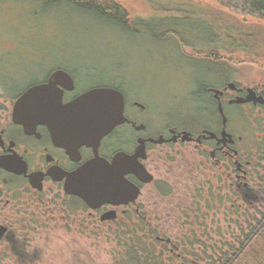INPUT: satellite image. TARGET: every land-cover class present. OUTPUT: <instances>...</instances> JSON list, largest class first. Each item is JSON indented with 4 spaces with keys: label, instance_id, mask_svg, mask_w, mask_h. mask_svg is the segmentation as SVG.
Returning <instances> with one entry per match:
<instances>
[{
    "label": "rangeland",
    "instance_id": "rangeland-1",
    "mask_svg": "<svg viewBox=\"0 0 264 264\" xmlns=\"http://www.w3.org/2000/svg\"><path fill=\"white\" fill-rule=\"evenodd\" d=\"M98 1L119 5L130 19H140L149 24V28L145 26L147 29H136V33H124L98 17L75 15H59L52 21L47 18L37 27L31 18L23 20L19 14L0 13V19L11 22L18 29V35L0 34V44L8 45H0V52L12 47V53L4 57L5 63L0 68L8 74L23 76L21 82L25 85L43 80L47 70L59 67L71 72L91 67L98 70L99 75L105 70L117 72L118 68H127L129 71L124 72L135 74L134 86L140 88L141 84L136 82H142V87L144 83L161 117L172 124L178 108L183 106L188 113L194 110L195 103L190 97L197 88L194 90L196 85L189 75L188 66L193 65L188 61H176L174 57L178 55L176 48L181 46L173 42L170 33L184 36L201 27L219 37L211 48L225 44V39L222 40L225 36L232 40L229 55L219 53L226 60L217 61L218 65L237 66L247 83L264 84V20L233 14L211 0ZM182 20L185 23H177ZM170 21L175 23L170 24ZM184 38L181 45L187 56L193 54L200 59L206 56L205 51L198 48L201 44L194 34L193 41ZM43 59L44 66H34ZM199 63L211 66L207 62ZM100 80L105 82V78H92L79 89ZM218 84L220 81L214 80L211 85ZM8 98L0 96V108L8 106ZM204 101L209 103V97L205 96ZM236 110L226 108L227 117L235 115ZM195 162L193 157L191 167H186L183 160L171 157L164 170L155 174L156 179L169 185L171 195L161 197L145 192L140 199L149 200V217L159 219L155 221L156 236L168 238L175 247L170 248L174 253L163 256L165 264H193L194 260H197L195 264H206L212 250L221 254L231 251L229 247L232 246L242 251L236 253L230 264H264V211H257L262 209L260 204L255 203L253 196L243 204L229 190L226 173L223 175L210 165L207 173L202 172ZM197 190L203 192L202 198ZM26 218L15 225L13 236L0 242V264H116L120 259V237L126 231L120 224H100L85 213L66 216L53 224L39 218V223L29 225ZM239 228L257 230L245 247L237 245ZM160 247V250L169 251L163 245ZM177 255H181V259H177Z\"/></svg>",
    "mask_w": 264,
    "mask_h": 264
},
{
    "label": "flooded vegetation",
    "instance_id": "flooded-vegetation-1",
    "mask_svg": "<svg viewBox=\"0 0 264 264\" xmlns=\"http://www.w3.org/2000/svg\"><path fill=\"white\" fill-rule=\"evenodd\" d=\"M188 68L193 82L197 81L202 87L198 92L208 96L210 102H195L190 113L182 106L174 112L173 116L178 118L172 124L163 120L161 111L155 108L154 98L145 91L144 83L142 87V82H136L141 84L140 88L134 86L135 74L124 72L129 71L127 68L111 73L114 86L92 85L81 90L79 87L88 84L87 80L101 75L92 74L97 71L91 69L78 73L63 68L51 69L43 80L27 85L16 96L8 98V106L0 108V242L13 236L15 225L26 217L29 225L39 223V218L53 224L66 216L85 213L100 224L155 231L158 227L155 221L159 219L149 217V200L140 199L145 192L161 197L171 195L169 185L155 178L171 157L183 160L186 167H191L195 157L196 167L206 173L209 165L216 167L223 175L226 173L232 194L243 204L253 196L262 208L257 211L263 212L264 84L247 83L237 66ZM55 71L65 72L72 81L70 91L59 87L62 104L98 88H111L122 94L125 121L103 137L95 150L78 147L62 136H55L45 125L33 121L25 125L13 122L17 99L29 87L46 84ZM214 80H219L220 84L211 85ZM258 98L263 103H259ZM240 99L247 102L237 103ZM210 104L213 111L209 110ZM228 107L237 109L236 114L227 117L225 109ZM223 132L230 139L222 137ZM94 161L107 164L108 170L119 178L120 191L117 190L106 203L90 208L72 192L76 175L92 167ZM121 181L137 189L135 201L124 203L128 195ZM200 189L203 190L202 182ZM198 192L202 198L203 192ZM111 213L114 219L106 220ZM155 239L174 253L170 249L174 245L168 238L155 236Z\"/></svg>",
    "mask_w": 264,
    "mask_h": 264
},
{
    "label": "trees",
    "instance_id": "trees-1",
    "mask_svg": "<svg viewBox=\"0 0 264 264\" xmlns=\"http://www.w3.org/2000/svg\"><path fill=\"white\" fill-rule=\"evenodd\" d=\"M211 1H214L219 7L227 11H230L233 14L243 17L248 16V17L264 20V0H211ZM0 13L5 15L19 14L20 15L19 18L20 19L24 18L23 20L31 18L32 19L31 22L32 23L35 22L37 27L42 24L40 23L42 20H46L47 18H50V20L52 21L54 17H57L59 15L64 17H70L75 15V16L98 17L101 19V21L108 23L112 26H115L116 28H119L124 33L127 32L133 34L136 33L135 32L136 29L142 30L149 28V24H146V22H143L140 19H130L128 14L119 5L114 3H102L99 2L98 0H0ZM169 23L173 24L175 23V21H170ZM177 23L183 24L185 23V21L182 20ZM145 26L147 28H145ZM194 31L193 33L186 32L185 33L186 35L184 36L175 34L173 32L170 33V38L173 40V42L180 44L181 46L179 48H176L178 51L177 53L178 55L174 56L176 61L177 60L186 61V62L188 61L193 66L194 65L200 66L199 62L203 61V62H207L208 64H211V66H220L217 64V61L220 63L222 60H226V59L223 58L222 56H219V53H224L229 55L228 48H231L230 45V43L232 42L231 38L225 36L222 39V40L225 39V44L218 46L216 48H211L213 44H217L215 38H217L218 36H214L206 32L201 27H199L197 30ZM3 32L4 33L10 32L13 33V35H15L18 33V29L17 26L12 24L11 22L0 19V34H2ZM192 34H194L195 38L199 39L197 42L200 41L199 43L201 45L198 48L201 50V52L205 51L204 54H206V56L203 59L197 58L193 54L191 56L189 55L187 56L184 53L185 47L181 45L182 43L184 44L182 37H185L184 39L186 40L193 41ZM1 46H8V45L2 44ZM187 47H189L190 49L194 48L190 46ZM10 48L12 49V47ZM11 49L10 50L2 49V51L0 52V66H3L5 63L4 57L7 56L9 53L10 54L12 53ZM196 50H197L196 48L193 49V51ZM14 57L17 56L14 55ZM44 62L45 59L38 61V63H35L34 66H44ZM59 68L65 69V67H59ZM83 69H91L94 72V69H92L91 67L90 68L80 67L75 70L77 71L76 73H78L80 70L82 71ZM118 69H116V71ZM205 69L206 68H204V71ZM50 70L51 69L47 70L46 74ZM96 71L98 72V70ZM97 72L96 73L94 72L92 74L96 75ZM111 73L112 72H110L109 70H105V72L102 71L101 76L95 79L105 78V82H102L100 80L92 85L114 86L115 81ZM107 78L110 80H108ZM21 81H23V76L18 75L16 73L8 74L6 73L5 69L3 70L0 68V96H7L9 98H12L16 96L27 85L33 84V83H29L25 85ZM87 81H88L87 83H89L92 80H87ZM194 84L196 85L194 90H196L197 88V91H195L192 94V98L190 97V99L194 103L201 101L204 102L205 95L203 93L200 94L198 92L199 89H201L202 87L197 81H194ZM213 109H214L213 105L210 104L209 110L213 111ZM177 118L178 117H176V119ZM262 179L264 180V177H262ZM260 228L261 227H259L258 229ZM256 231L239 228L237 232L238 237L236 238L238 239L237 245L242 246L244 244L243 247L247 246V244L255 236ZM252 232L254 233L250 234ZM155 236H156V232L154 230L139 231L135 228L134 229L127 228L126 231L123 232L122 236L120 237L122 243H119V247L122 250V254L120 256L119 261L116 262V264H165L166 261L163 259V256H165L166 253L170 254V251H166L167 249H165V251L160 250L162 249L160 247L161 244L156 241ZM229 248L231 251H226L225 253H221V254L219 251L212 250L210 255L207 256L206 264H230L231 259L236 258L235 256L238 251L236 249H233L234 246ZM241 251H239L238 253H241ZM179 256H180L179 259H181L182 256L181 255ZM194 257L198 258L199 256H194ZM196 261L197 260H194L193 264L197 263Z\"/></svg>",
    "mask_w": 264,
    "mask_h": 264
},
{
    "label": "water",
    "instance_id": "water-1",
    "mask_svg": "<svg viewBox=\"0 0 264 264\" xmlns=\"http://www.w3.org/2000/svg\"><path fill=\"white\" fill-rule=\"evenodd\" d=\"M59 87L68 91L72 89L71 78L63 71L52 73L46 84L29 87L15 102L13 122L20 121L25 125L33 121L34 124L45 125L53 135L62 136L78 147L86 146L95 150L103 137L125 121L124 101L120 92L111 88L93 89L70 103L62 104V90ZM236 102L244 103L247 100ZM258 102L263 103L261 98H258ZM208 135L214 138L213 134ZM222 137L230 139L225 132ZM118 179L108 170L107 164L94 161L92 167H86L76 175L72 193L93 208L106 203L116 194L120 188ZM122 184L128 195L124 203L135 201L137 189L125 181ZM105 219L113 220L114 214L111 213Z\"/></svg>",
    "mask_w": 264,
    "mask_h": 264
},
{
    "label": "bare ground",
    "instance_id": "bare-ground-1",
    "mask_svg": "<svg viewBox=\"0 0 264 264\" xmlns=\"http://www.w3.org/2000/svg\"><path fill=\"white\" fill-rule=\"evenodd\" d=\"M193 53V52H192ZM187 124V123H186ZM189 124V123H188ZM246 137V136H245ZM245 139V138H244ZM248 139V138H247ZM249 144V143H248ZM251 144V143H250ZM246 146V145H245Z\"/></svg>",
    "mask_w": 264,
    "mask_h": 264
}]
</instances>
